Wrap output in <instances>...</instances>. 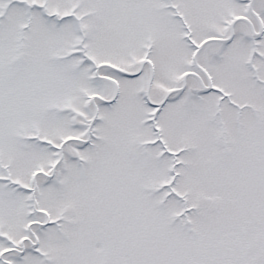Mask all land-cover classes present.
I'll use <instances>...</instances> for the list:
<instances>
[{"label":"snow or ice","instance_id":"6c2138e0","mask_svg":"<svg viewBox=\"0 0 264 264\" xmlns=\"http://www.w3.org/2000/svg\"><path fill=\"white\" fill-rule=\"evenodd\" d=\"M0 264H264V0H0Z\"/></svg>","mask_w":264,"mask_h":264}]
</instances>
